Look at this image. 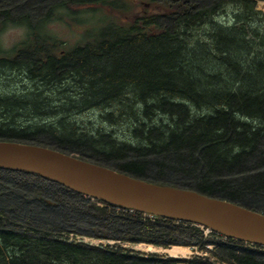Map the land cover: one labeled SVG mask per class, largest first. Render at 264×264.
<instances>
[{
  "label": "trees",
  "instance_id": "16d2710c",
  "mask_svg": "<svg viewBox=\"0 0 264 264\" xmlns=\"http://www.w3.org/2000/svg\"><path fill=\"white\" fill-rule=\"evenodd\" d=\"M47 1L56 0H38ZM141 1L140 11L129 0L62 2L48 6L43 16L0 9V35L9 25L27 29L22 42L9 50L0 47V69H25L51 91L74 82L78 93L61 110H96L112 128L122 126L128 132L93 135L69 117L55 119L53 102L43 99L38 88L0 95V142L27 144L43 134L54 150L92 156L97 165L134 151L136 160L117 165L115 171L145 180L148 158L154 157L162 171L174 161L178 172L198 176L194 191L200 194L224 196L230 202L264 197V14L253 0ZM230 6L229 18L220 20ZM56 11L68 12L72 20L98 12L105 22L83 42L78 39L66 48L46 29L61 20ZM41 118L46 120L39 122ZM254 162L262 171L244 175L240 183L227 179L226 174L245 171ZM3 175L24 179L28 185L56 187L50 190L58 206L61 201L94 218L93 238L164 249L198 247L219 264H264V251L224 240L216 232L205 237L191 223L144 221L140 213L133 216L104 202L99 207L87 196L31 172L0 169ZM10 200L15 204L18 199L8 198L12 206ZM18 202V210L0 206V264H193L119 245L71 241L70 235L78 233L74 217L63 213L54 220L39 218L26 212L25 202ZM72 220L75 223H68Z\"/></svg>",
  "mask_w": 264,
  "mask_h": 264
},
{
  "label": "rangeland",
  "instance_id": "374dc122",
  "mask_svg": "<svg viewBox=\"0 0 264 264\" xmlns=\"http://www.w3.org/2000/svg\"><path fill=\"white\" fill-rule=\"evenodd\" d=\"M38 2V0H0V9L2 8H10L11 11L15 14L19 15H31V16H37V15H44L46 12V8L49 6V8H52L53 5H58L64 1L67 0H56V1H50L48 4V1L41 2L44 5L34 4L31 6H24L29 2ZM256 3V9L261 11L264 14V0H253ZM146 2V1H145ZM203 3V2H201ZM204 3H209L207 0H205ZM28 5V4H27ZM46 9V10H45ZM227 13L224 12L220 14V20L225 19L227 20L229 18V15H231V9H233L232 6L227 8ZM42 10H45L42 12ZM134 10H141L140 3L136 2L134 6ZM57 15L55 17L61 18V20H55L54 22H51L46 26L47 31L51 34V36H56L61 41L64 42V44L68 48L69 46H72L76 44L77 40H81L83 42L88 36L98 31L99 24L105 22V17L98 12H86L81 15H77L76 20H72V16L68 15V12L64 11H56ZM76 21V22H75ZM75 22V23H73ZM71 24V25H70ZM26 27L19 26V25H9L4 32L0 35V47L3 50H9L12 47L16 46L18 43L22 42V40L26 36ZM43 31V29H42ZM21 62V61H20ZM39 88V91H42L43 93V99L46 97L53 102L52 107L56 108L53 111V114H51V117H55V119H59L61 117H69L71 120L76 121L77 125L89 133H92L93 135H99L101 133H115L116 136H124L125 134H128L127 129H123L122 126L112 128L109 123H105L103 119L101 118L100 114L96 110L88 109V110H76V109H68L65 108L64 110H61L63 105L71 99L75 98V94L78 93V87L77 84L74 82H69L66 85L62 86L61 88H58L55 91H51L48 87H40L37 82L30 79L28 72L25 69H22L20 67L15 69H0V95L6 96V95H22L24 93H31L36 91ZM66 111L63 113H66L64 115L63 113L57 114L55 111ZM58 117V118H57ZM40 118V117H39ZM52 119V118H50ZM46 120V118H41L39 122H43ZM38 121V120H37ZM19 124L23 123V119H20L18 121ZM126 137V136H125ZM123 137V138H125ZM128 141H132L126 137ZM134 142V141H133ZM29 145H37L41 144L42 147H46L49 149L54 150L53 142L51 139L43 134L37 135V137L27 142ZM134 146L137 145V143L133 144ZM134 151H129L124 154V157L122 155L121 159H117L114 162H103L101 166L108 167L110 169L116 170L117 165L122 164L123 162H127L129 160H136L135 154L132 153ZM65 154L80 158L82 160H85L90 163H95V158L92 156H88L86 158L81 157L78 154H71V151L64 152ZM154 158V157H153ZM152 157L148 158L147 161L149 167L147 170L146 178L144 181L157 184V185H163V186H170L182 190H193L196 188V183L199 180L198 176H187L184 173L178 172V170H175L173 167L175 166L174 161H170V167L166 169H163L162 166H160L158 163L159 161L153 160ZM158 162V163H157ZM258 171H262V168H260L256 163L254 162L253 165H251L247 170L245 171H239L233 175L226 174L227 179L230 178V180L235 179V183H240L241 180L244 178V175H248L250 173L251 175L256 174ZM249 174V175H250ZM17 177H10V176H0V200L3 201L2 204L0 203V206L2 208L9 207L10 209L18 210L20 207L22 208V205L20 202H25V208L26 212L35 215L39 218H49L50 220H54V218H57L59 214H69L73 220L68 222L72 224L75 223L74 228L76 230L77 235L81 241H84L87 244L93 245V246H122L126 250L130 249L135 251L136 253H140L143 255H159L161 258H171L167 252L172 256V254L169 251H165L168 249L155 247L154 250H148L146 247H148L147 244H132V243H120L115 241H106V240H100L92 237L93 234V228L95 227L94 224V218L91 216H85L81 212V209L78 208H70L69 206L63 204V202L60 201V206H58L59 203L56 202L57 196L54 195L50 189H54L56 187L54 186H48L46 184L36 183V184H27L26 182H23L24 179L17 178ZM232 178V179H231ZM238 180V181H237ZM36 192V193H35ZM40 194V196H39ZM54 196L55 199H53L51 196ZM10 197H16L18 200L15 201V204L12 202L13 200H10L12 202V206L10 202L8 201V198ZM64 198L66 196L64 195ZM58 199V198H57ZM216 199L228 201L229 199L224 196H216ZM69 200V199H66ZM87 201V200H86ZM231 200H229L230 202ZM234 201V200H233ZM232 203L239 205L241 207L247 208L252 211H256L259 213L264 214V197H253L252 195L247 196L244 198V200H236ZM47 206H49L47 208ZM24 208V209H25ZM67 223V224H68ZM75 236L73 239H76ZM71 237V236H70ZM189 250V254L186 258H173L176 260H193V264H200L196 257L202 258L204 262H209L210 264H219L218 261H216L215 258L208 256L206 253L202 252L199 248H192L187 247ZM186 252L183 250L181 254L179 255H185ZM177 255V256H179ZM176 256V257H177ZM202 261V262H203Z\"/></svg>",
  "mask_w": 264,
  "mask_h": 264
},
{
  "label": "water",
  "instance_id": "95a60500",
  "mask_svg": "<svg viewBox=\"0 0 264 264\" xmlns=\"http://www.w3.org/2000/svg\"><path fill=\"white\" fill-rule=\"evenodd\" d=\"M0 169L38 174L114 208L206 226L264 246V214L193 190L161 186L36 145L0 142Z\"/></svg>",
  "mask_w": 264,
  "mask_h": 264
},
{
  "label": "built area",
  "instance_id": "2783aa9c",
  "mask_svg": "<svg viewBox=\"0 0 264 264\" xmlns=\"http://www.w3.org/2000/svg\"><path fill=\"white\" fill-rule=\"evenodd\" d=\"M97 205L99 207H103L104 206L101 203H98ZM121 210L122 209L117 208V211H121ZM124 211L129 212L133 216H136V215L139 214V212H137L135 210H124ZM140 214H141L142 220H144V221L149 220V221L153 222V221H155L158 218L156 215H152V214H149V213H140ZM197 227H199L201 230H203L205 236H208L212 232L211 229L206 228L204 226L197 225ZM223 239L226 240L227 237H223ZM242 243H243V246L246 247V248H248V249L258 250V251H262V252L264 251V247H262V246H258V245H255V244H250V243H247V242H242Z\"/></svg>",
  "mask_w": 264,
  "mask_h": 264
},
{
  "label": "bare ground",
  "instance_id": "6f19581e",
  "mask_svg": "<svg viewBox=\"0 0 264 264\" xmlns=\"http://www.w3.org/2000/svg\"><path fill=\"white\" fill-rule=\"evenodd\" d=\"M146 249L154 250L156 248L153 246H148V247H146ZM169 250H170V253L172 254V256L169 254V252H167ZM183 250L186 252V254L185 255H179V254H181V252H183ZM165 251L168 253V255L170 257H173V258H186L187 255L189 254V250L187 248H182V247H172V248L165 250ZM177 255H179V256H177Z\"/></svg>",
  "mask_w": 264,
  "mask_h": 264
},
{
  "label": "flooded vegetation",
  "instance_id": "af4514ba",
  "mask_svg": "<svg viewBox=\"0 0 264 264\" xmlns=\"http://www.w3.org/2000/svg\"><path fill=\"white\" fill-rule=\"evenodd\" d=\"M77 0H67V1H64V2H76ZM126 2H128V1H126ZM129 2H143V1H141V0H129ZM145 2V1H144ZM31 79V78H30ZM32 80V79H31ZM34 81V80H33ZM35 82H37V81H35ZM37 84H39L40 85V87H45L46 88V85H44V84H41V83H39V82H37ZM46 84V83H45Z\"/></svg>",
  "mask_w": 264,
  "mask_h": 264
}]
</instances>
